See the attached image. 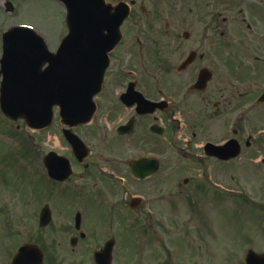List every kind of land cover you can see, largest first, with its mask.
I'll return each instance as SVG.
<instances>
[{"label":"flooded vegetation","instance_id":"af4514ba","mask_svg":"<svg viewBox=\"0 0 264 264\" xmlns=\"http://www.w3.org/2000/svg\"><path fill=\"white\" fill-rule=\"evenodd\" d=\"M106 1L112 5L125 3L129 14L120 26L119 42L108 53V67L101 92L96 97L93 120L74 130L86 139L93 135L95 126V130L103 135V145L118 144L133 154L130 159L100 156L103 161L100 165L95 161L80 163L72 160V168L81 167L86 173L95 169L97 174L121 183L116 177L117 172L124 170V164L127 165L129 160L156 156L163 170V166L171 161L174 164V159L180 158L187 173L183 184L189 187L182 192L187 206L194 209L197 205H193V196L201 195L203 184L200 174L191 173L195 169L193 166L205 162L223 164L229 167L232 179L236 177L247 182V193L252 196L246 194L245 201L256 212L260 227L258 212L264 216V0ZM142 99L153 104L138 103L137 100ZM146 109H152L151 113L141 115ZM120 126L133 128V131L119 134ZM211 127L226 133L214 139L207 135ZM151 136L162 138L159 142L155 137V143L159 142L160 149L165 147L164 155L159 154V149L146 152L142 147ZM231 140L230 153H238L227 161L209 156L205 150L207 143L222 145ZM138 143L139 148L134 150ZM177 153L180 155H175ZM103 164H107L112 173L101 172ZM127 175L125 184L121 185L125 198L120 197L118 206H127L141 214L148 201L144 193L146 182L149 178L155 180L158 173L146 179L134 178L129 172ZM162 183L160 180L155 186L159 189ZM165 186L171 188L170 177L165 180ZM159 190L161 195L163 189ZM168 191L165 193L171 200L166 206L168 223L173 232L178 230L182 234V230L173 225L174 193ZM76 212L74 207L65 214L59 213L57 208L54 210V216L60 220L54 227L57 241L53 246L60 245L65 249L70 258L67 264H79L82 260L95 264V252L111 238L109 236L100 243L90 241L89 225H85L86 213H81L77 222ZM50 213L53 218V209ZM122 217L125 218L121 214L118 216L119 219ZM104 221L101 229L109 225L108 219ZM172 240L170 237L173 251ZM35 241L44 254L43 264H47V249L52 250L40 233L25 243ZM18 248L17 245L10 248L6 264L13 263ZM117 251L120 253L118 259ZM126 255L125 249L119 248L114 238L111 264H128ZM50 256L54 260L52 264L61 263L58 255L52 256L50 252ZM189 256L177 264H190ZM171 260L163 264H176Z\"/></svg>","mask_w":264,"mask_h":264},{"label":"rangeland","instance_id":"374dc122","mask_svg":"<svg viewBox=\"0 0 264 264\" xmlns=\"http://www.w3.org/2000/svg\"><path fill=\"white\" fill-rule=\"evenodd\" d=\"M6 2L12 4V12L6 10ZM64 17L62 4L53 0H0V56L1 33L19 23L31 24L44 36L49 47L54 48L65 33ZM20 133L28 136V142L31 143L34 149H31ZM225 133L224 130L211 127L208 129L207 135L216 139ZM53 136H55L54 132L40 134L33 132L26 128L21 120L11 122L4 118L0 112V204L2 205L0 208L2 210L0 211V264L6 261L10 248L22 236L20 232H7L9 222L13 223V227L16 224L26 232L23 226H29L27 222L33 220L31 215L37 210L35 208L38 205L37 203L49 190L46 182L47 177L45 178L39 174L38 167L43 173L41 150L48 148L45 146L48 143L47 139H52ZM155 137L158 138V136ZM155 137H148L149 142H143L142 147L146 152H155L159 149V154L164 155L165 147L161 146L162 148H159V142L162 138H158L159 142L157 141L158 144H156ZM102 138V134H99L97 139H88V143L94 148L93 160L91 161H97L96 157L99 156L100 151H102L100 156L105 158L114 156L127 158L133 154L132 151L125 150L114 143L106 145L103 149L104 145L102 146V143H99ZM136 140L138 138L134 139L133 146ZM49 144L52 145V142H49ZM139 144L136 145L134 150L139 148ZM174 160V164L171 161L168 165L163 166V170L155 177V180L151 178L146 182L147 188H143L148 201L141 214L128 210L127 206L119 207L115 203L112 196L118 193L119 185L114 181L99 178L105 192L104 195H101L92 189L94 179L90 181L89 187L85 178L80 179L78 175H75L68 183L62 184L61 191L59 190L58 193L61 192L62 195H65L70 192L71 194L66 199L64 196L59 198L56 195L54 197L57 202L55 203L57 204L56 208L59 213L65 214L75 205L79 207L84 205L83 210H88L91 216L85 221L86 227L89 225L90 241L97 243L104 240L101 234L104 220L108 219L110 223L111 220L114 222L111 211L121 209L119 213L125 218L118 219L119 226L114 224V229L109 231V235L113 234L116 238H119L117 240L119 248L128 250L126 253L128 255L125 258L128 264H163L170 258L171 261L177 262L178 259L173 258L171 254L172 249L169 244L170 232H173V230L171 229V223H168L170 218H168L166 206L171 200L165 193L169 192L170 189L174 193L173 204H175V209L171 212V218L175 222H173L174 227L182 230L181 235L179 234L181 231L175 230L179 237H184L183 239L189 240V243L195 241V245L199 248V238L196 235H199V232L206 233L203 237L205 244H202L205 247L199 249V253L203 254L205 259L198 264H231L235 260L232 258L238 259V264H243L242 259L246 253L248 243L254 247L255 251L263 252L264 236L257 232L259 218L256 217V212L252 207L242 199L225 195L228 193L209 189L213 184H220L225 189H233L248 194L247 182L236 177L232 179L229 167L223 166V164L205 162L202 165L198 164V167L193 166L195 169L191 173L201 175L202 184L205 186V198L203 201H198L197 210L195 209L192 214H189L190 207L187 206L185 193L182 192L184 189H189L182 182L183 178L187 177V173L180 158ZM177 161L179 164H176ZM124 168L126 174L125 165ZM80 171L81 169H77L75 173L78 174ZM217 173H220V175ZM169 177L172 181L171 188L165 186V180ZM160 180L163 181L162 185L158 186L159 189H163L161 195L159 194L160 190L155 186ZM64 188H68V193L64 192ZM80 190L86 191L83 194L85 200L81 198ZM248 195L252 196V194ZM120 197L123 199L124 193ZM80 199L83 200L81 203L79 202ZM116 199L119 200V198ZM196 199L197 196H193V200ZM40 205L42 204L39 203ZM258 213L261 216L259 226L263 229L264 216L262 212ZM191 215L197 217L202 225L193 219ZM176 233L174 236H177ZM37 236L35 234V238ZM43 236H48V240L51 239L53 242L57 241L55 232H51L49 229H45ZM180 238H173L172 243L176 249L182 252V258L189 254L195 255L197 248L190 252H184L186 251L185 246L191 250V244L184 245ZM132 240L134 243L130 244ZM48 248L52 250V256L58 255L61 257L60 264H67L70 258L64 248L60 245L56 248L51 245ZM117 252L118 259L120 253ZM132 257L134 260H129ZM79 264H87V262L82 260Z\"/></svg>","mask_w":264,"mask_h":264},{"label":"water","instance_id":"95a60500","mask_svg":"<svg viewBox=\"0 0 264 264\" xmlns=\"http://www.w3.org/2000/svg\"><path fill=\"white\" fill-rule=\"evenodd\" d=\"M61 1L67 9L70 33L56 54L47 52L40 38L25 27H14L3 34L0 107L12 119L23 118L29 127L49 123L54 105L60 106L62 121L69 125L73 124L69 118L83 117L74 112H80L81 105L93 111L91 98L102 80L106 54L117 43L118 26L126 16L123 12L112 15L104 0ZM108 21L115 24L109 26ZM92 57L98 65L86 66ZM44 62L49 65L41 70ZM92 88L96 90L92 92ZM74 144L78 151L76 147L81 143L77 138ZM130 167L133 175L142 178L155 172L158 163L143 158L131 162ZM49 172L60 178L53 175L50 167ZM110 248L109 245L103 264H110ZM258 262L264 264V257Z\"/></svg>","mask_w":264,"mask_h":264}]
</instances>
